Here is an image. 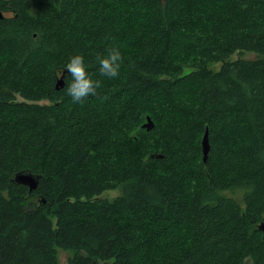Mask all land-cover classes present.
Returning a JSON list of instances; mask_svg holds the SVG:
<instances>
[{
    "label": "trees",
    "instance_id": "obj_1",
    "mask_svg": "<svg viewBox=\"0 0 264 264\" xmlns=\"http://www.w3.org/2000/svg\"><path fill=\"white\" fill-rule=\"evenodd\" d=\"M262 221L264 0H0V264H264Z\"/></svg>",
    "mask_w": 264,
    "mask_h": 264
},
{
    "label": "clouds",
    "instance_id": "obj_2",
    "mask_svg": "<svg viewBox=\"0 0 264 264\" xmlns=\"http://www.w3.org/2000/svg\"><path fill=\"white\" fill-rule=\"evenodd\" d=\"M99 73L102 76L115 78L120 73L122 54L117 47L107 50L106 54L97 57ZM67 69L69 75L65 77L67 85L65 91L73 103H83L89 95H95L101 86L99 79H94L87 70L86 61L82 54L72 55L60 70ZM59 75V76H60Z\"/></svg>",
    "mask_w": 264,
    "mask_h": 264
},
{
    "label": "water",
    "instance_id": "obj_3",
    "mask_svg": "<svg viewBox=\"0 0 264 264\" xmlns=\"http://www.w3.org/2000/svg\"><path fill=\"white\" fill-rule=\"evenodd\" d=\"M65 80H64V74L59 78L57 82V89H60L64 87ZM155 127L154 121L150 116L147 117V122L144 124V128H146L148 131L152 130ZM202 148H203V155H204V161L207 160L209 151H210V145L208 140V132H206L203 141H202ZM40 175H36L32 173L30 170H24L16 174L14 178V182L22 185H26L30 188V190H35L39 184ZM259 230L263 233L264 238V221H262L259 226Z\"/></svg>",
    "mask_w": 264,
    "mask_h": 264
},
{
    "label": "rangeland",
    "instance_id": "obj_4",
    "mask_svg": "<svg viewBox=\"0 0 264 264\" xmlns=\"http://www.w3.org/2000/svg\"><path fill=\"white\" fill-rule=\"evenodd\" d=\"M237 58H244V59H255L257 58V54L251 53V52H245L244 54H235L232 56V59H237ZM186 72H189V69H187ZM19 101H23V98L18 96ZM41 104L46 103V101L40 102ZM122 192V189H116V190H111L107 191L104 193V197L113 199L117 196H119ZM222 195L225 197H233L235 198L238 202L242 203V192L240 191H235V190H228L225 192H222ZM57 254H58V259L60 264H69L70 258L74 255V252L68 251V250H63L60 248H57Z\"/></svg>",
    "mask_w": 264,
    "mask_h": 264
}]
</instances>
